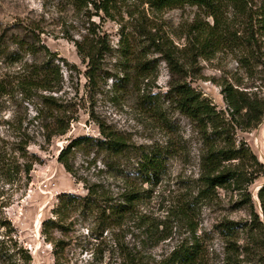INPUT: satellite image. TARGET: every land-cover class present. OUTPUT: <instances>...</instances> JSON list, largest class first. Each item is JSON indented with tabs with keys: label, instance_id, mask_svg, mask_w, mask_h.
<instances>
[{
	"label": "trees",
	"instance_id": "1",
	"mask_svg": "<svg viewBox=\"0 0 264 264\" xmlns=\"http://www.w3.org/2000/svg\"><path fill=\"white\" fill-rule=\"evenodd\" d=\"M67 2L89 23L86 33L80 39H75L74 43L83 62L87 63L85 76L94 91H97L99 81L109 76V73L104 72L102 58L111 52V45L106 33L99 30L100 26L92 19L94 16L112 19L116 14H122L124 6L127 8L125 12L132 17L134 34L143 44H136L122 31L120 49L125 60L124 75L117 77L114 87L118 86L119 81L122 82L121 89L126 84L151 76L153 66L145 57L146 49L153 46L156 52L164 56L173 76L165 94L196 125L204 144V153L201 160L203 173L197 188L191 182L184 183L182 187L185 193L170 204L162 217L139 215L136 206L152 190L144 185L151 188L159 185L168 171L170 158L178 154L177 146H154L150 149L130 146L122 136L108 132L103 127L102 138L81 136L73 139L59 155V161L72 174L74 171L69 155L83 144L96 147L112 157L130 154L127 158H133L134 162L128 170L125 169L127 165L119 167L121 170L118 175L125 180V187L118 196H114L101 183L87 181L85 195L71 192L59 195L52 210L53 216L43 220L41 229L46 240L53 245L55 264H66L65 246L63 240L55 236V231L67 233L73 223L91 219L94 228L87 227V231L93 234L97 229L95 238L98 239L109 231L114 234V229L121 227L128 216L142 221L141 227L145 228L148 239L129 244L116 238L115 248L120 264H214L215 252L207 243V233H197L198 217L201 204L216 196L220 188L237 191L238 198L232 205L233 209L244 205L250 209L249 220L224 216L214 224L215 231L225 244L222 264H264V185L258 191L262 216L249 190L256 182L253 174L260 170L264 172V163L259 161L246 143L237 146L232 135L236 126L248 131L263 122L264 97L248 93L228 80L223 81L222 94L229 107L227 117L225 112L218 111L208 97L187 82L198 57H209L221 46H230L241 39L249 53L244 66L251 68L252 64H260L264 71V45L260 44L264 42L259 37H264V0ZM186 7H195L197 11L185 25V42L181 47L171 48L167 40L163 41L160 37L159 27L151 15L158 16L165 10ZM238 19L240 25L236 26ZM241 24H245L243 29ZM39 26L38 23H32L27 28L15 25L1 29L0 61L3 66H0V97L17 91L26 101L34 102V119L39 121L45 131V141L51 142L70 131L72 122L78 121V109L72 104H65L59 96L64 84L62 65L70 66L69 62L41 43ZM15 28L20 30L15 31ZM138 91L141 92V99L150 104L151 110L157 111V93L145 88H138ZM23 135L26 136V133ZM28 144L29 141L23 139L18 146L24 149ZM4 155V146L0 142V159L9 160ZM233 160H239V163L232 164ZM30 169L28 166L26 171ZM179 227H187L189 235L169 244L170 248L165 252L155 253L154 247L162 242L173 241ZM148 240L154 246L148 245ZM32 259V255L17 243L7 245L6 241H0V264H31Z\"/></svg>",
	"mask_w": 264,
	"mask_h": 264
},
{
	"label": "rangeland",
	"instance_id": "2",
	"mask_svg": "<svg viewBox=\"0 0 264 264\" xmlns=\"http://www.w3.org/2000/svg\"><path fill=\"white\" fill-rule=\"evenodd\" d=\"M126 9L124 6L122 14H116L112 19L106 16L103 19L94 16L92 19L100 26L99 30L106 33L111 45V52L102 58L104 72L109 76L103 77L97 91H94L85 76L87 63L83 62L74 43L89 26L81 13L67 0H0V31L4 27L18 25L27 28L32 23H38L41 43L69 62L70 66L61 63L64 84L59 96L65 104H72L78 109V121L72 122L70 131L47 142L45 131L34 119V102L26 101L17 91L0 97V142L4 146V158H9L0 159V241L23 247L33 257L31 264H55L53 245L46 240L41 229L43 220L53 216L52 210L60 194L71 192L85 195V181L103 184L114 196L124 191L125 180L118 175V171L122 165L130 169L134 162L133 158L128 159L130 154L112 157L96 147L83 144L69 155L73 174L66 170L59 161V155L77 137L102 138L103 127L122 136L130 146H145L147 149L177 146L178 154L170 158L168 171L159 185L153 188L144 185L152 190L136 206L139 215L162 217L170 204L185 193L182 187L184 183L191 182L194 188L199 186L203 173L201 160L204 144L196 125L165 94L173 76L164 56L156 52L153 46L148 47L145 58L153 66L151 76L126 84L121 89L122 82L119 81L118 86L114 87L117 77L124 75L125 60L120 49L122 31L136 44L142 43L134 34L132 17L125 12ZM196 11L195 7L169 9L151 17L159 27L162 40H167L171 48L181 47L185 42V25ZM239 20H236V26L240 25ZM243 26L245 24H241L242 29ZM19 30L15 28V31ZM259 37L264 42V37ZM239 41L230 46H221L209 57H198L195 68L190 71L191 76L187 78L188 83L208 97L218 111L225 112L227 117L229 107L222 94L223 81L228 80L248 93L264 97L262 66H244L249 53L243 46V40ZM179 57L182 58V55L179 54ZM0 66H3L1 61ZM138 88L157 93V111L151 110L150 104L141 99ZM232 131L236 145L246 143L264 163L261 156L264 153V120L257 128L244 131L236 126ZM23 139L29 144L21 149L18 145ZM237 163L239 160L232 161V164ZM28 166L31 169L26 171ZM253 175L256 182L249 190L262 216L258 191L264 185V172L256 171ZM237 198V191L220 188L216 196L201 204L197 233H207V243L215 252L214 264H222L225 245L214 224L224 216L236 220L250 219L248 205L233 209ZM142 225L137 217L128 216L121 227L114 229V234L109 231L96 239L97 229L93 234L87 231V227L94 228L89 219L83 223H73L67 233L55 231L54 234L63 240L66 264H120L115 239L120 238L129 244L146 241L148 238ZM188 235L187 227H179L173 241L162 242L152 247L153 251L163 253L170 248L169 244ZM148 245L154 246V243L149 241Z\"/></svg>",
	"mask_w": 264,
	"mask_h": 264
},
{
	"label": "bare ground",
	"instance_id": "3",
	"mask_svg": "<svg viewBox=\"0 0 264 264\" xmlns=\"http://www.w3.org/2000/svg\"><path fill=\"white\" fill-rule=\"evenodd\" d=\"M262 158L264 159V153L261 154Z\"/></svg>",
	"mask_w": 264,
	"mask_h": 264
},
{
	"label": "water",
	"instance_id": "4",
	"mask_svg": "<svg viewBox=\"0 0 264 264\" xmlns=\"http://www.w3.org/2000/svg\"><path fill=\"white\" fill-rule=\"evenodd\" d=\"M264 162V161H263Z\"/></svg>",
	"mask_w": 264,
	"mask_h": 264
}]
</instances>
